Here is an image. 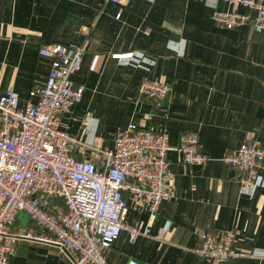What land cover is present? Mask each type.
Returning <instances> with one entry per match:
<instances>
[{
    "label": "crops",
    "instance_id": "0c3cea01",
    "mask_svg": "<svg viewBox=\"0 0 264 264\" xmlns=\"http://www.w3.org/2000/svg\"><path fill=\"white\" fill-rule=\"evenodd\" d=\"M216 11L253 16L215 0H0V97L13 90L24 104L51 68L39 50L80 45L84 55L72 81L83 88L82 100L61 116L63 131L107 148L129 125L168 133L174 199L151 213L127 198L126 225L151 232L134 244L122 232L104 251L109 264H211L193 252L200 236L232 228L238 250H264V187L239 194V174L221 162L250 140L264 146V33L251 24L219 28L211 17ZM126 53L139 59L111 58ZM145 78L167 83L166 107L139 94ZM186 133L197 136L204 166L182 162ZM9 264L70 262L54 246L21 241Z\"/></svg>",
    "mask_w": 264,
    "mask_h": 264
},
{
    "label": "built area",
    "instance_id": "2783aa9c",
    "mask_svg": "<svg viewBox=\"0 0 264 264\" xmlns=\"http://www.w3.org/2000/svg\"><path fill=\"white\" fill-rule=\"evenodd\" d=\"M108 1L121 4L124 0ZM215 1L253 12L252 17L213 12L212 20L219 28L233 30L251 24L256 33H264V5L259 1ZM39 55L51 60L43 86L30 92L22 105L13 90L0 97V264H9L21 241L54 246L70 264H109L104 251L122 232L130 244L151 232L148 227L126 225L127 198L144 204L151 213L174 199L168 133L129 125L117 134L112 148L67 134L61 116L82 100L83 88L75 86L72 77L81 68L83 47L55 44L41 48ZM111 58L123 64L139 59L133 53ZM138 92L159 106L168 85L145 78ZM180 152L187 165L202 167L208 161L192 133L182 136ZM221 162L239 174V194L252 195L264 187L260 141L242 143ZM20 212L28 217L26 226L30 227L25 230L18 229ZM235 236L233 228L202 234L193 252L211 264H229L239 258L264 262V250L242 252L235 247ZM126 264L140 263L130 259Z\"/></svg>",
    "mask_w": 264,
    "mask_h": 264
},
{
    "label": "water",
    "instance_id": "95a60500",
    "mask_svg": "<svg viewBox=\"0 0 264 264\" xmlns=\"http://www.w3.org/2000/svg\"><path fill=\"white\" fill-rule=\"evenodd\" d=\"M167 101H168V93L165 95L164 99L161 102V107H166L167 106ZM17 221L20 223L21 226H26L28 223V217L20 212L17 215Z\"/></svg>",
    "mask_w": 264,
    "mask_h": 264
}]
</instances>
